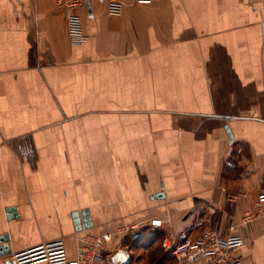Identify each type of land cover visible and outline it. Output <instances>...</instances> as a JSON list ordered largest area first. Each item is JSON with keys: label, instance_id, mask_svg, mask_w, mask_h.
I'll return each mask as SVG.
<instances>
[{"label": "crops", "instance_id": "0c3cea01", "mask_svg": "<svg viewBox=\"0 0 264 264\" xmlns=\"http://www.w3.org/2000/svg\"><path fill=\"white\" fill-rule=\"evenodd\" d=\"M55 2L0 0V264L57 240L73 261L107 233L133 264H199L164 243L205 230L264 264V215L246 219L264 194V0H89L80 45Z\"/></svg>", "mask_w": 264, "mask_h": 264}, {"label": "built area", "instance_id": "2783aa9c", "mask_svg": "<svg viewBox=\"0 0 264 264\" xmlns=\"http://www.w3.org/2000/svg\"><path fill=\"white\" fill-rule=\"evenodd\" d=\"M89 0H56V8L64 9L71 41L74 45L85 42L83 25L77 10L85 7ZM136 5H150L151 0H134ZM115 6V5H114ZM114 11V9H113ZM240 195L230 196V200L238 199ZM264 215V194L260 195L256 210L248 212L247 222L250 223ZM165 225L162 219L151 218L144 222L130 225L119 230V234L127 235L140 232L145 227L154 229ZM114 234H87L78 241L77 258L68 261L65 244L62 240L38 245L18 253L14 258L18 264H133L134 256L130 248L119 246L113 248ZM245 245L240 235L222 237L213 230H205L196 240L187 239L179 243L166 241L164 248L178 262L200 261L199 264H246L238 258L237 252Z\"/></svg>", "mask_w": 264, "mask_h": 264}, {"label": "water", "instance_id": "95a60500", "mask_svg": "<svg viewBox=\"0 0 264 264\" xmlns=\"http://www.w3.org/2000/svg\"><path fill=\"white\" fill-rule=\"evenodd\" d=\"M227 131H228V134H229L230 139L233 140L232 133L230 132L229 129H227ZM157 197L158 198L159 197H164V195H158ZM75 217H77L76 214H75ZM75 222H76V225H78L77 226V229L80 230L82 227L80 226L79 219H76ZM9 240L10 239H9V236L8 235H2V236H0V257H4V256L10 254V247L8 245ZM12 263L13 264H18L15 258L12 260Z\"/></svg>", "mask_w": 264, "mask_h": 264}, {"label": "rangeland", "instance_id": "374dc122", "mask_svg": "<svg viewBox=\"0 0 264 264\" xmlns=\"http://www.w3.org/2000/svg\"><path fill=\"white\" fill-rule=\"evenodd\" d=\"M148 241L149 240H145L144 241V244L142 246H140L139 248H142V247L144 248L145 244L148 243ZM130 250H132L131 247H130ZM133 250L135 251V249H133ZM134 251H132L133 252V255H137V253H134Z\"/></svg>", "mask_w": 264, "mask_h": 264}]
</instances>
